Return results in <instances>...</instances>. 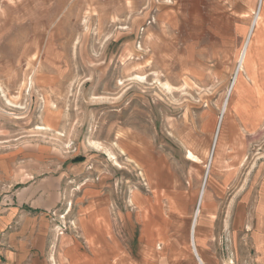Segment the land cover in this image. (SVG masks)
<instances>
[{
  "label": "rangeland",
  "instance_id": "rangeland-1",
  "mask_svg": "<svg viewBox=\"0 0 264 264\" xmlns=\"http://www.w3.org/2000/svg\"><path fill=\"white\" fill-rule=\"evenodd\" d=\"M11 147L64 175L62 264H201L194 226L203 263L260 264L264 0H0Z\"/></svg>",
  "mask_w": 264,
  "mask_h": 264
},
{
  "label": "crops",
  "instance_id": "crops-1",
  "mask_svg": "<svg viewBox=\"0 0 264 264\" xmlns=\"http://www.w3.org/2000/svg\"><path fill=\"white\" fill-rule=\"evenodd\" d=\"M257 17L259 15L255 18L256 23ZM245 52L244 49L242 56H245ZM0 153V184L25 183L19 194L5 196L8 199L16 198L13 206L4 208L2 203L0 205V264H62L59 253L62 250V256H65L67 248L63 241L59 242V237L61 240L63 238L59 235V227L52 224L50 213L58 210L61 204L64 175L41 177L40 169L34 170L36 164L30 163L26 166V177L19 181L21 177L18 175L17 152L12 151L11 147L9 151ZM193 229L195 231V227ZM259 238L261 239L257 240L255 247L261 256L259 263L264 264V235ZM76 247L74 248L76 252L79 249L82 260H75L74 263L97 264L96 257L92 260V251H89L91 246L83 247L81 243H77ZM84 250H88L90 255L82 253ZM67 263L71 264L69 261Z\"/></svg>",
  "mask_w": 264,
  "mask_h": 264
},
{
  "label": "bare ground",
  "instance_id": "bare-ground-1",
  "mask_svg": "<svg viewBox=\"0 0 264 264\" xmlns=\"http://www.w3.org/2000/svg\"><path fill=\"white\" fill-rule=\"evenodd\" d=\"M257 20H258V17H257ZM255 23H256V21H255ZM244 55L241 57V62H240V66H242V63H243V60H244ZM190 154V153H189ZM191 156V155H190ZM197 158V157H196ZM192 160V159H191ZM196 161H197V159H196ZM198 216H199V210H198V212H197V214H196V217H195V219L197 220V218H198ZM196 222V221H195ZM194 222V223H195ZM196 224V223H195ZM194 224V225H195ZM195 227V226H194ZM195 231H193V234H192V244H193V248H194V251H195V254H196V256H197V258H198V260H199V262L201 263V264H205V263H203V261L201 260V258H200V256H199V254H198V251H197V248H196V245H195Z\"/></svg>",
  "mask_w": 264,
  "mask_h": 264
}]
</instances>
